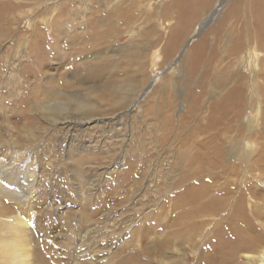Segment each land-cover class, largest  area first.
<instances>
[{"label": "rangeland", "instance_id": "1", "mask_svg": "<svg viewBox=\"0 0 264 264\" xmlns=\"http://www.w3.org/2000/svg\"><path fill=\"white\" fill-rule=\"evenodd\" d=\"M68 2L47 0L39 5L30 0H0L10 8L4 13V19L0 18V161L4 160L2 170L7 172L0 175V184L9 193L7 200V196L2 198L3 203L12 208V216L20 214L27 228L24 238L20 235V241L15 240L14 244L22 250L21 255L28 254L29 257L22 260H30L32 264H109L117 259L129 260L137 253L143 264H161L162 261L170 264L174 256L160 258L149 245L176 230L171 227L177 214L171 205L177 189L169 185L179 164L175 156L184 147L183 138L199 134L194 130V122L180 128L179 117L186 114L193 95H202L200 105H211L222 94L216 91L209 97L201 90L213 48L217 47L214 75L227 78L229 87L232 72L235 78L249 75V59L246 56L247 60H242L249 41L254 46L259 42L254 36L244 38L242 51L233 54L229 51L233 42L209 37L203 65L190 79L181 72L184 56H180L190 37L189 31L173 53L165 56L161 52L169 29L177 23L176 12L169 8L170 0H151V16L140 15V12L131 27L118 23L120 33L109 34L104 44L97 33V30L104 31L101 21L97 22L98 26L92 25L95 21L91 14L80 13L78 3L73 7ZM64 9V16L55 25L58 34H52L48 24ZM50 10L52 13L45 15ZM247 11L248 4L241 11L246 15L239 19V24L245 33L252 34V18ZM49 15L53 19L46 21ZM202 16L194 20L191 32ZM87 17H90L89 23ZM237 22L235 19L226 22V31ZM214 25L215 22L198 25L188 47L198 40L200 32L207 33ZM153 28L155 34H146ZM38 30L48 54L43 61L32 62L36 54L23 49L22 39L37 34ZM159 35L163 37L160 45L152 47L151 43ZM28 43L31 46L30 39ZM258 52L263 58L264 52L260 49ZM23 66L29 70L25 75L21 72ZM88 66L90 76L95 72L103 76L80 83L78 77L84 76ZM115 76L118 82L113 85L111 81ZM167 77L174 85H168L167 81V89L156 91L154 87ZM141 79L143 85H140ZM129 85L134 87L132 97L122 102ZM261 92L257 82L252 99ZM57 101L66 102V110H69L60 119H54L43 109ZM77 101L96 108L98 115L90 121L79 116L74 111ZM261 102L264 104V99ZM208 114L207 110L205 118ZM168 116L170 127L164 130L159 124ZM246 116L250 117V111ZM259 127L253 138L261 136L264 123ZM223 133L228 135L226 129L221 132L224 138ZM200 137L207 139L205 135ZM256 141L250 142V161L261 154L259 139ZM26 171L31 173V178L24 175ZM259 180L264 182V179ZM256 185L258 194L263 197L251 201L261 200L257 203L264 211V186ZM15 197L20 199L19 209ZM250 213L254 224H264V219ZM158 223L168 227L161 226L153 233L152 227ZM259 229L264 239V228ZM197 248L191 249L188 243H176L168 251H175L176 264H202L199 257L204 247ZM259 251L244 250L234 264H258L257 259L244 257L245 253L260 255ZM202 254L207 262V252ZM18 262L20 264V259Z\"/></svg>", "mask_w": 264, "mask_h": 264}, {"label": "bare ground", "instance_id": "2", "mask_svg": "<svg viewBox=\"0 0 264 264\" xmlns=\"http://www.w3.org/2000/svg\"><path fill=\"white\" fill-rule=\"evenodd\" d=\"M30 1H34L39 5H44L47 0ZM150 2L151 0H69L68 3H72L73 7H76V3H78L77 11H80V13L86 12L88 16L91 14L90 16L94 17L95 21L92 25L97 24L96 26H98L99 23L97 22L101 21L104 31L99 33L97 30V33L99 34V39L104 44L109 34L113 32L117 33L118 23L126 27L130 25L131 27L134 25L135 17H137L140 12V15L148 13V15L151 16L149 7L152 6ZM247 4V14L252 18V34L245 33L241 28L242 26L239 24V19L246 15L241 13V11ZM12 7L14 8V6ZM140 7H144V9ZM169 8L176 12L177 23L174 27L169 29L170 33L161 52L165 56L173 53L176 47L179 46L180 43H183V39L189 31V40L187 39V42H185V44H187H184L183 52L181 51L182 53L180 55L181 57L184 56V61H182L184 62V66L182 71H178V73L181 71L186 78L191 79L203 65L204 51L208 46L209 37H214L217 41L229 40L233 42L229 50L230 53L233 54H238L242 51L244 38L250 39L248 37L254 36L259 43L257 46H254L252 41H249L248 51L245 52V59L243 58L242 60L246 61V56L249 59L247 62L249 75H242L235 78L232 72V80L229 87H227V78L221 79L214 75V71L217 69L214 63V59L217 55V47L212 49L210 57L207 60L206 76L204 75V85L201 90L202 94L205 92L204 95H209V97H212L213 93L216 91L222 92V94L219 95L217 99L215 98L211 105H209V103L207 105H204V103L200 105L198 101L201 100L200 98L202 95H193L186 114L179 117L181 120L180 128L187 126L190 122H194V130L197 129L199 134L194 137L191 135L190 137L183 138L184 147L178 150L175 156L177 160L176 163L179 164L175 167L176 175L172 178L173 182L169 185H175L174 188L177 189L176 194L172 198L173 202L171 205L175 208L177 213L175 218L172 219L171 226L175 227L176 230L170 235L167 234L165 237L162 236L161 239L153 240L154 242L151 241L152 243L149 246L160 258L166 256L167 259L170 255L174 256L175 258L169 261L170 264H176L174 260L178 259V256L173 255L175 251L172 253L168 251L169 247L176 243L178 245L188 243L191 249H195L199 246L201 249L204 247L202 252H207L208 257L207 262L204 261L201 252L202 255L200 254L199 260L202 264H234V262L236 263L234 260L237 259V256L244 250L254 251L256 253L260 249V255L245 253L244 258L257 259L256 261H258V264H264V247H262V245H264V239L259 229L260 226L264 228V224L257 226L252 222L251 215H249L251 211L254 213V216L256 215V217L264 219V211L257 203H260L261 200L255 202L251 201L263 197V195L260 196L258 194L257 190L259 186H257L256 183L261 185V187L264 186V182H260L261 180H259L264 179V168L260 167L264 166V142H262L264 140V130L262 129V134L259 133L261 136L253 138L255 136L254 132H256L261 122L264 123V116L262 115L264 104L261 102V100L264 99V57L260 58L258 52L259 49L264 52V0H170ZM65 9L56 14V20H52L51 24H48L52 27V34H58L55 28V25H58L56 21L64 16L63 12L66 11ZM52 10H54V8ZM52 10L45 12V15L52 13ZM8 11H10L8 4L0 3L1 19H4V13ZM54 12L55 10L53 13ZM201 15L204 16H202L199 21V27L200 25L208 26L212 22H215V25L212 30L207 33L204 32L205 30L202 32L199 31L201 34L198 35V40L188 47V41L197 33L196 29L198 25L194 27L192 32L190 31L192 24L194 20ZM154 16L156 15L154 14ZM74 17H76V13ZM50 18L53 19V17L49 15L46 21L50 20ZM61 19L63 20V18ZM89 19L90 17L86 20L87 23H89ZM233 19L238 21V25L234 23L229 27V30L226 31V22L228 24V22H230V20L233 21ZM64 24L66 25V23ZM39 31L40 30H38L37 34L34 33L35 35L31 34L30 37H24L22 39L23 49L36 54L33 60H31L32 62L36 60L43 61V58L47 57L48 54L45 49L43 36L39 35ZM120 31H118V34ZM150 33L155 34L154 28L149 30L146 34L150 35ZM162 38L163 37L160 35L157 36L151 43L152 47H158ZM28 39L32 42L31 46L28 43ZM131 54L133 53L131 52ZM258 68L260 71H257ZM28 71L29 70L25 66L21 69L24 75ZM93 75L94 76H90L88 66L85 69L84 76L78 77L79 82L81 83L83 80L85 82H91V80L100 77L102 73L95 72ZM117 78L118 76L113 77L114 80L111 81L113 85L118 82ZM259 78L262 81H260ZM131 80L132 82L135 81L133 77H131ZM167 81L169 82L168 85H174L171 78L167 77L164 82H160L158 86L154 87L157 89L156 91L160 88L167 89ZM257 82L259 83V91L262 92L261 95L258 94V97L252 99L254 90L257 88ZM143 84L144 80L141 79L140 85ZM133 88L134 87H131V85L126 88L127 93L124 94L122 102H126L128 99L130 100ZM245 89L247 93H245ZM57 94L59 93L57 92L56 95ZM58 96H60V94ZM66 107V102L57 101L53 105L44 106L43 109L54 119H60L68 114L66 111L69 110H66ZM207 110L209 114L205 118L206 115L204 116V114ZM74 111H77L79 116L86 117L88 121L94 119L95 115H98V110L96 108L89 107L83 101H77V108ZM247 111H250V117L246 116ZM261 115L262 119L260 117ZM170 121V116H168L164 120V123L161 122L159 124V127L168 130ZM224 129H226L228 135L226 136L223 133L225 136L223 138L221 132ZM210 132L213 133L211 134ZM200 135H205L207 139L204 140ZM256 138L259 139L258 144H261V154H258L255 160L250 161L251 157L248 158V155H251L250 149L252 145L250 142L252 140L256 141ZM219 141H221V143H219ZM1 161L0 175L2 177L7 172L2 170L3 165H1ZM253 166L259 169H255ZM30 174L29 171L24 173L28 178ZM10 177H13V175ZM9 179L10 178H8V181ZM8 194L0 184V264H10L13 261L14 264H18L19 259L20 264H32L30 260H22L29 256L27 253H22L21 255L20 251L22 250L19 249V246H15L14 244L15 240H18V242L20 241V235L24 238L25 229L27 228L26 224L20 220V214L12 216V208L6 207L5 204L7 203H3L2 198L7 196V200L9 197ZM18 198L19 197H15L17 209H19L18 205H20V199ZM247 202L251 205H247L246 207L245 203ZM130 225L131 224H128V227H130ZM165 225L167 224H155L152 227V232H156L161 226L165 227ZM166 227H168V225ZM8 235L11 237H6ZM132 254L133 253L130 255ZM84 264H86V262ZM109 264L143 263L140 261L137 253L135 257L129 260L120 262V259H117L115 263ZM161 264L168 263L167 261H162Z\"/></svg>", "mask_w": 264, "mask_h": 264}]
</instances>
